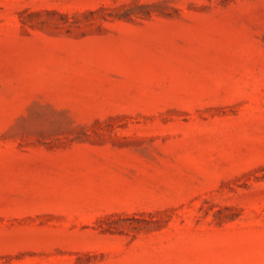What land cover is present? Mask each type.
<instances>
[{"label":"rangeland","instance_id":"obj_1","mask_svg":"<svg viewBox=\"0 0 264 264\" xmlns=\"http://www.w3.org/2000/svg\"><path fill=\"white\" fill-rule=\"evenodd\" d=\"M0 264H264V0H0Z\"/></svg>","mask_w":264,"mask_h":264}]
</instances>
